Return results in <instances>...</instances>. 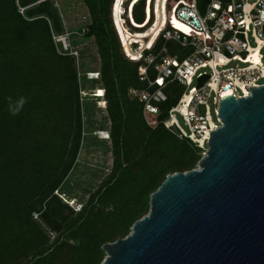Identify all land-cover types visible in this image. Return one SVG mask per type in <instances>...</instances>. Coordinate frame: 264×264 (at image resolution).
Instances as JSON below:
<instances>
[{
  "label": "trees",
  "instance_id": "16d2710c",
  "mask_svg": "<svg viewBox=\"0 0 264 264\" xmlns=\"http://www.w3.org/2000/svg\"><path fill=\"white\" fill-rule=\"evenodd\" d=\"M83 1L91 20L86 37L94 39L105 89L113 161L80 211L66 203L68 211L60 212L55 191L73 170L83 138L79 65L54 40L64 32L55 0H0V264H101L104 244L131 232L167 175L197 167L204 156V147L165 124L185 86L173 80L149 87L154 65L129 58L121 42L132 55L133 42L153 44L166 16L164 0H156L160 18L154 26L155 0ZM209 2L198 0L199 9ZM183 4L167 0V27L191 34L176 18ZM164 44L181 58L192 50L160 37L146 54L158 53L161 60ZM146 70L149 80H141ZM148 87L166 96L153 100L158 114L146 113V101L130 91ZM9 97L26 99L18 115L10 114Z\"/></svg>",
  "mask_w": 264,
  "mask_h": 264
},
{
  "label": "water",
  "instance_id": "95a60500",
  "mask_svg": "<svg viewBox=\"0 0 264 264\" xmlns=\"http://www.w3.org/2000/svg\"><path fill=\"white\" fill-rule=\"evenodd\" d=\"M247 86L221 97L197 167L167 175L101 264H264V84Z\"/></svg>",
  "mask_w": 264,
  "mask_h": 264
},
{
  "label": "built area",
  "instance_id": "2783aa9c",
  "mask_svg": "<svg viewBox=\"0 0 264 264\" xmlns=\"http://www.w3.org/2000/svg\"><path fill=\"white\" fill-rule=\"evenodd\" d=\"M156 7L155 0V21L152 26L160 18ZM164 10L166 13L164 23L153 44L142 48L139 42H133L131 46L137 55H132L126 50L124 41L122 45L129 58L144 60L148 65H154L157 70L154 81L149 80L147 70L141 77V80H149V87L155 82H160L164 86L173 80H178L185 86V92L177 106L171 110L170 117L174 113H180L190 129L186 130L178 124L183 130L181 135L188 136L198 145L204 146L210 134L206 138L204 136L212 126L208 125L201 108L204 107L207 114L211 109V100L216 109L222 96L226 94H234L236 97L247 96L250 94L247 85L264 84L260 82L264 79V0H210L204 11L199 9L198 0H184V4L176 10V18L193 30L191 34L168 28L167 0H164ZM160 37L192 50L181 58L178 53L168 52L164 44L161 52L166 53L161 60L158 53L150 51L146 54V50H152ZM54 39L61 43L60 52L78 55L68 37L55 34ZM254 53L259 54L258 62L253 59ZM233 62H236L235 65H232ZM87 75L89 79L101 78L99 70L89 71ZM204 75H208V78L199 87L198 79ZM195 78L197 86L193 85ZM149 87L141 90L131 88L130 91L146 101V113L158 114V107L153 100L159 101L166 96L164 94L159 98ZM188 96L189 100L185 101ZM96 97L104 98L106 107L105 89L102 96ZM185 105L188 107L187 114L182 109ZM216 111L218 112V109ZM148 122L152 124L149 119ZM60 195L67 200L65 195ZM68 203L75 211H80L83 207V203L75 198H70Z\"/></svg>",
  "mask_w": 264,
  "mask_h": 264
},
{
  "label": "rangeland",
  "instance_id": "374dc122",
  "mask_svg": "<svg viewBox=\"0 0 264 264\" xmlns=\"http://www.w3.org/2000/svg\"><path fill=\"white\" fill-rule=\"evenodd\" d=\"M55 2L64 23V32L62 34L68 37L72 48L78 52L76 58L79 65L78 77L81 85L80 96L84 123L82 144L76 164L60 188L55 191L59 195L58 200H60L56 207L57 210L67 212L68 209L65 204L68 203L70 198H75L84 204L89 194L98 187L112 167L113 155L110 137L103 138L110 135V119L105 107V101L103 100L104 98L96 97L102 96L104 89L98 88L101 85L100 79H89L86 77L88 76L87 72L98 71L100 65L95 64V62L99 63V59L94 39L86 37L91 21L88 7L83 0H55ZM128 28L131 30L129 26ZM55 42L58 49H61V43L56 40ZM235 63L233 62L232 65H235ZM93 68L96 69L90 70ZM260 82H264V79H261ZM197 83V79L195 78L193 85L197 86ZM155 93L159 98L164 95L161 88ZM215 107L216 105L211 100L209 113L206 114V109L204 107L201 108V113L204 114L210 126H216V124L219 126L221 124L220 119L216 116L218 106L216 109ZM187 108V105L182 107L186 114L188 113ZM181 116L180 113H174L165 121V124L172 127L174 131L183 134V130L180 127L186 130L190 129L186 125L183 116ZM151 122L155 124L156 120H152ZM178 124H180V127ZM206 145L207 142L202 146L205 150L204 154L208 148ZM60 194L65 195L68 201ZM35 217H38V214H35ZM55 218L56 216L50 217L52 222H55Z\"/></svg>",
  "mask_w": 264,
  "mask_h": 264
},
{
  "label": "clouds",
  "instance_id": "9594fccd",
  "mask_svg": "<svg viewBox=\"0 0 264 264\" xmlns=\"http://www.w3.org/2000/svg\"><path fill=\"white\" fill-rule=\"evenodd\" d=\"M26 99L20 97L19 99L14 100L12 97L8 98L9 112L12 115H18L19 112L23 109V106L26 104Z\"/></svg>",
  "mask_w": 264,
  "mask_h": 264
},
{
  "label": "bare ground",
  "instance_id": "6f19581e",
  "mask_svg": "<svg viewBox=\"0 0 264 264\" xmlns=\"http://www.w3.org/2000/svg\"><path fill=\"white\" fill-rule=\"evenodd\" d=\"M253 59H254L255 62H258V61H259V54H258V53H254V54H253ZM187 100H189V96L185 99V101H187ZM211 126H212V129L216 128L215 125H211ZM212 129H210V130L208 131L207 135H205L204 138H206V137L208 136V134H210V131H211ZM109 137H110V135L107 136V138H109ZM105 139H106V138H105Z\"/></svg>",
  "mask_w": 264,
  "mask_h": 264
},
{
  "label": "crops",
  "instance_id": "0c3cea01",
  "mask_svg": "<svg viewBox=\"0 0 264 264\" xmlns=\"http://www.w3.org/2000/svg\"><path fill=\"white\" fill-rule=\"evenodd\" d=\"M95 64H100V63H98V62H95ZM100 66V65H99ZM94 69H96V68H93V69H90V70H94ZM98 70H99V67H98ZM95 71V70H94ZM101 86V85H100ZM100 86H98V88H102V87H100Z\"/></svg>",
  "mask_w": 264,
  "mask_h": 264
}]
</instances>
